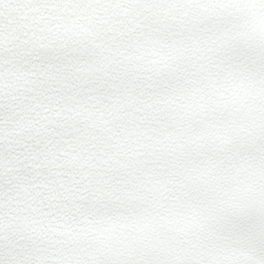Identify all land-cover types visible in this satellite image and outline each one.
Segmentation results:
<instances>
[{
	"label": "snow or ice",
	"instance_id": "6c2138e0",
	"mask_svg": "<svg viewBox=\"0 0 264 264\" xmlns=\"http://www.w3.org/2000/svg\"><path fill=\"white\" fill-rule=\"evenodd\" d=\"M0 264H264V0H0Z\"/></svg>",
	"mask_w": 264,
	"mask_h": 264
}]
</instances>
